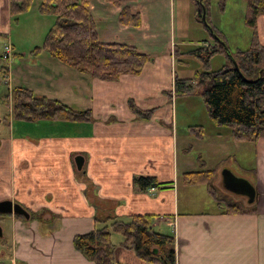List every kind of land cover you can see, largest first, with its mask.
<instances>
[{
  "label": "crops",
  "instance_id": "crops-1",
  "mask_svg": "<svg viewBox=\"0 0 264 264\" xmlns=\"http://www.w3.org/2000/svg\"><path fill=\"white\" fill-rule=\"evenodd\" d=\"M86 2L98 42L142 52L170 49L150 54L138 75H121L115 82L77 73L47 55H39L36 66L22 65L19 80L10 79L11 87L73 110H90L93 121L82 131L57 128L35 137L0 138V200L28 213L27 220L6 215L0 264H94L73 248V237L94 229V218L125 222L133 215H151L153 231L173 237L175 264H264V136L238 142L223 128L230 137L213 143L221 153L232 149L240 175L233 173L255 188L252 205L219 200L205 184L182 181L184 173L211 172L215 186L220 177L205 163L177 158V150L184 153L190 144L172 126V99L162 94L172 92V51L178 47L172 43L173 0H123L118 6L109 0ZM122 8L139 16L138 27L118 21ZM9 27L8 0H0V36ZM255 32L264 46L263 15L255 20ZM128 100L140 110L152 109L151 118L135 120ZM76 155L83 158L79 171L73 165ZM139 175L153 177L156 186L138 190L131 180ZM228 202L226 207L233 204L242 212L226 213ZM109 241L112 264H157L138 259L117 233Z\"/></svg>",
  "mask_w": 264,
  "mask_h": 264
},
{
  "label": "trees",
  "instance_id": "trees-1",
  "mask_svg": "<svg viewBox=\"0 0 264 264\" xmlns=\"http://www.w3.org/2000/svg\"><path fill=\"white\" fill-rule=\"evenodd\" d=\"M31 1L8 0L10 19L15 21V14L27 9ZM109 1L118 6L123 0ZM244 1L245 24L252 31L246 50L236 49L227 57V63L214 71H209L207 63L215 54H226L220 43L213 40L211 45L192 49L188 54L203 66V71L196 76L195 86L200 88L208 117L215 125L228 128L235 141L255 142L264 136V46L258 44L255 32L256 18L264 16V0ZM206 5V0L195 3V19H200L201 7L205 8ZM38 9L43 14H52L55 22L41 47L30 52L33 56L43 52L78 73L104 82H115L121 75H138L150 59L147 54L131 46L98 42L86 0H41ZM117 18L123 25L139 26V16L131 14L126 8L120 10ZM215 36L225 44L219 35ZM176 51L173 48V60L179 55ZM174 61L179 62V59L175 58ZM192 90L191 79L174 77L172 92L162 94L169 100H175L188 96ZM8 92L10 100L5 99L4 103L10 108L14 122L39 121L46 122L52 128L66 129L79 125L86 129L93 121L90 110H73L57 100L36 97L22 87L7 88ZM127 108L135 120L148 121L153 114L152 109H138L131 100L127 101ZM212 175L211 172H190L182 174L181 178L188 184H205L212 194ZM131 184L140 191L156 186L153 177L142 175L133 177ZM224 211L242 212L233 204L225 205ZM152 218L151 215H133L125 222L117 220L115 216L94 218L95 228L74 236L73 248L94 264H112L109 239L111 233H117L122 238L121 245L133 251L138 259L157 264H175L173 237L153 231Z\"/></svg>",
  "mask_w": 264,
  "mask_h": 264
},
{
  "label": "rangeland",
  "instance_id": "rangeland-1",
  "mask_svg": "<svg viewBox=\"0 0 264 264\" xmlns=\"http://www.w3.org/2000/svg\"><path fill=\"white\" fill-rule=\"evenodd\" d=\"M199 1L201 0H173L172 43L178 46L176 49L179 55L175 58L179 59V62H172V77L191 79L193 84V90L188 96L180 99L176 98L175 100L173 98L170 104L172 126L177 127L178 135L183 132L188 137L190 144L184 153L180 149L177 150V158L179 159L186 155L195 165L205 163L211 166L218 178L221 171L225 169L232 172L234 176L239 177L233 173L235 171L240 175L239 171L233 168L234 159L237 160V157L232 154V149L223 150L221 153L218 152L217 147L213 144L226 141V137L230 136L222 132L226 129L225 127L215 125L208 117L202 102L200 88L195 86L197 83L196 76L203 71V66L198 59L188 53L192 49L201 47L203 41L211 45L214 40L212 34L219 35L225 42L226 54L218 53L208 59V69L209 71H214L226 64L227 57L233 54L236 49L246 50L252 35L251 29L245 24L246 4L244 0H206L207 5L205 8L203 6V21L201 22L198 19L200 20L199 22L193 15L194 5ZM40 2L41 0H32L27 9L17 15L15 14V21L10 19V27L7 34L0 36V138H6L9 134L35 137L55 132L59 128H52L51 126L50 128L46 122L39 121L14 122L10 114V108L4 103L5 99L10 100L8 98L9 92L7 93V88H11L9 85L10 79L16 77L19 80V76H21L19 71H22L21 66H36L38 65L36 63L39 55H46L43 52H40L38 56H33L30 53L34 48L41 47L49 29L55 22L52 14L39 12L38 6ZM173 44L171 45L172 47ZM166 49H170L169 45L162 46L160 49H149V51L143 53L150 57V54L163 53L166 52ZM138 51L142 52L141 50ZM186 52L187 54H185ZM24 73L25 71H22V74ZM8 74L10 77H7ZM71 129L82 131L84 128L75 125L66 129L59 128V131H70ZM186 136L184 137L187 138ZM218 136L221 138H218ZM240 172L244 175L247 174L243 171ZM213 190L219 200L240 199L239 201L241 202L245 201L244 198L225 192L219 180L213 186ZM226 204H229V202L223 204V206ZM7 222V216H0V228L2 230L0 242L7 239ZM2 261L3 259L0 257V262Z\"/></svg>",
  "mask_w": 264,
  "mask_h": 264
},
{
  "label": "water",
  "instance_id": "water-1",
  "mask_svg": "<svg viewBox=\"0 0 264 264\" xmlns=\"http://www.w3.org/2000/svg\"><path fill=\"white\" fill-rule=\"evenodd\" d=\"M203 10L204 8L201 7V13H200L201 22L203 21V14H204ZM212 37L216 42L222 45L224 50H226L223 43L214 34H212ZM82 164H83V158L81 156L76 155L75 157H73V165L77 171L81 169ZM220 185L225 192L230 193L234 196L243 197L246 203L249 205L254 203L256 200V191L253 185H251L244 178L234 176V174H232V172H230L229 170L225 169L221 171ZM6 215L19 216L25 220L28 219L27 211L24 208H22L19 204L13 203L8 199L0 200V216H6ZM1 236H2V232L0 228V238Z\"/></svg>",
  "mask_w": 264,
  "mask_h": 264
}]
</instances>
